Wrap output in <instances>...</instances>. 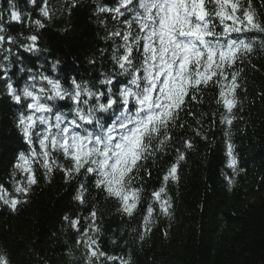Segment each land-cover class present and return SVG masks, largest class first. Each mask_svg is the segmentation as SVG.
I'll list each match as a JSON object with an SVG mask.
<instances>
[{"label":"snow or ice","instance_id":"6c2138e0","mask_svg":"<svg viewBox=\"0 0 264 264\" xmlns=\"http://www.w3.org/2000/svg\"><path fill=\"white\" fill-rule=\"evenodd\" d=\"M7 3V9H0V96L16 109L13 126L23 145L10 162L11 191L0 182V202L15 212L28 202L38 172L48 182L59 173L73 185V201L89 209L87 215L63 217L77 233L83 264H132L131 253L125 259L102 249L100 210L93 201H114L122 220L141 211L139 225L131 231L142 246L157 216H173L168 185L179 182L195 140L210 143L217 125L225 126L221 131L232 171V176L225 174L228 185L244 171L232 126L242 119L236 113L243 111L246 72L257 70L252 61L264 53V0L97 2L94 15L106 33L101 39L111 45L99 49V60L107 53L110 68L102 63L107 70L98 80L57 78L59 60L47 61L50 68L39 62L35 70L26 66L21 52L31 56L48 50L41 49L35 31L12 35L9 26L28 20L29 28L43 29L44 20L51 22L55 14L49 0L39 5L44 20L34 21L14 0ZM28 3L37 6L36 0ZM71 7H76L75 0ZM97 59L93 55L88 63L95 67ZM16 67L17 75L26 79L13 78ZM62 101L69 102L66 109L59 107ZM164 157L169 163L157 169L162 172L159 187L148 191L153 168ZM82 220L87 226L81 231ZM117 240L114 233L111 242ZM0 264H9L3 253Z\"/></svg>","mask_w":264,"mask_h":264},{"label":"trees","instance_id":"16d2710c","mask_svg":"<svg viewBox=\"0 0 264 264\" xmlns=\"http://www.w3.org/2000/svg\"><path fill=\"white\" fill-rule=\"evenodd\" d=\"M14 2L22 13L30 14L32 21L44 20L39 13L42 0H36V7L28 0ZM97 2L115 4V0H75L76 7H71L72 0H49L55 15L51 22L44 20L43 29L29 28L28 20L11 24L12 35L27 36L35 31L41 49L48 50L31 56L21 52L26 66L35 70L39 62L50 68L47 61L59 60L57 78L98 80L100 72L107 70L101 64L110 68L107 53L104 61L99 60V49H110L111 45L101 39L106 33L94 15ZM7 7V0H0V9ZM93 55L98 58L95 67L88 63ZM252 62L257 70L249 68L246 72L247 91L240 97L243 111L236 113L242 119L232 126L231 139L239 167L244 169L234 184L229 186L225 179V174L232 176L221 131L225 126L217 125L209 135L210 143L195 140V149L182 162L179 182L168 185L173 216H157L142 246L131 231L138 227L141 211L132 220H122L114 201L103 197L93 201L100 210L99 224L104 233L101 247L105 252L125 259L131 253L132 264H264V53H258ZM17 73L18 67L13 68L14 79H26V75ZM48 74L53 75L50 71ZM9 105L0 96V182L11 191L10 162L23 141L13 126L16 109ZM68 106L67 101L59 102L62 109ZM168 163V157H164L153 168L148 191L159 187L157 176L162 172L157 169ZM38 175L39 182L32 187L28 202L18 205L15 212L0 202V253L7 256L9 264H83V248L76 245L77 233L63 217L87 215L89 209L73 201V185L65 183L59 173L51 182L42 178V171ZM90 193L96 196L94 190ZM86 226L82 220L81 231ZM114 233L118 236L116 244L111 242Z\"/></svg>","mask_w":264,"mask_h":264}]
</instances>
